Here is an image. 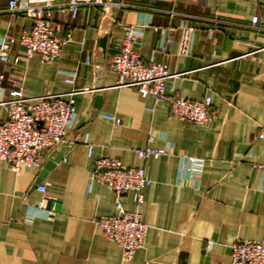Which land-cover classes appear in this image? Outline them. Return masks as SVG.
I'll use <instances>...</instances> for the list:
<instances>
[{
	"label": "crops",
	"instance_id": "0c3cea01",
	"mask_svg": "<svg viewBox=\"0 0 264 264\" xmlns=\"http://www.w3.org/2000/svg\"><path fill=\"white\" fill-rule=\"evenodd\" d=\"M111 1L105 0L109 10L81 7L75 20L55 13L54 20L72 30L57 62L28 58L19 42L0 60V100L2 90L9 97L19 88L29 99L90 90L75 97L79 118L55 151L66 148L65 157L40 184H47L45 194L35 186L52 152L42 157L39 170L15 174L0 164V264H231L234 242L264 240V179L254 167L264 162V0H123L116 12ZM9 2L0 0V37H18L30 22L23 13H11ZM149 18L152 26L138 33L135 52L145 61L166 62L174 75L166 84L168 99L157 103L135 88L119 87L108 66L124 26ZM182 21L192 31L188 56L177 55ZM162 29L175 41L167 53L159 51ZM109 32L104 54L100 40ZM62 71L77 74L75 85ZM178 96H211V124L195 126L171 116L169 99ZM7 118L0 105V121ZM152 133L164 135L153 146L169 153L143 160L137 150L147 147ZM100 156L145 168L153 181L141 208L146 245L131 262L99 225L103 216L135 210L131 193L118 197L92 182ZM183 156L206 162L198 189L178 178ZM40 203L49 217L31 219L29 207ZM209 241L215 242L210 251Z\"/></svg>",
	"mask_w": 264,
	"mask_h": 264
},
{
	"label": "built area",
	"instance_id": "2783aa9c",
	"mask_svg": "<svg viewBox=\"0 0 264 264\" xmlns=\"http://www.w3.org/2000/svg\"><path fill=\"white\" fill-rule=\"evenodd\" d=\"M110 5L105 0H10L9 11L13 14L23 13L30 22L23 27L18 37H0V60L5 61L7 51L19 42L28 58L39 56L45 64L55 63L62 58L65 46L72 40L71 26L66 25L64 28V24L55 21V13L68 15L75 20L83 6H103L109 10ZM252 21L256 24L258 17ZM151 26L150 18L139 24L124 26L118 50L108 66L117 74L119 87L135 88L142 97L151 96L157 103L168 99L166 84L174 75L166 62L145 61L135 52V45L139 43L138 33ZM179 29L184 32V38L178 45L177 55L188 56L192 49V31L183 21ZM168 33L167 29L161 30L159 51L162 53H167L175 45ZM60 75L68 84L75 85L76 73L62 71ZM3 81L4 77L0 75V85ZM86 92L90 90H73L66 95L47 94L29 99L25 97L23 88L10 92L9 97L2 90L0 105L7 110L8 118L0 121V164L6 163L15 174H20L23 168L41 169L42 157L59 150L67 140L69 130L75 127L79 118L75 97ZM169 101L171 116L192 125L209 126L215 117L211 96H205L201 101L178 96ZM107 118L116 126L121 124L120 118L116 116ZM260 137L264 138V133ZM161 138H164L163 134H150L147 147L137 150L138 157L149 160L153 156L168 154L167 149L153 146ZM83 142L88 157L92 158L94 146L88 135ZM94 163L92 182L107 186L118 197L132 194L134 211L121 210L118 214L99 219L104 236L120 246L125 262H131L146 245L148 226L143 221L141 208L145 202L144 191L153 185V181L145 168L126 166L119 159L100 156ZM205 163L202 158L181 157L178 178L192 181L194 188L198 189ZM254 167L264 179V162ZM38 190L45 194L47 184L40 185ZM49 215L42 203L28 209L31 219L48 218ZM214 245V241H209L207 250L210 251ZM230 257L231 264H264V240L236 241L230 246Z\"/></svg>",
	"mask_w": 264,
	"mask_h": 264
},
{
	"label": "water",
	"instance_id": "95a60500",
	"mask_svg": "<svg viewBox=\"0 0 264 264\" xmlns=\"http://www.w3.org/2000/svg\"><path fill=\"white\" fill-rule=\"evenodd\" d=\"M123 0H112V4L114 5V9H113V12H116L118 10L117 6L119 4L122 3ZM110 32L105 34L102 39L100 40V47L103 51V53L105 54L108 50V43H109V40H110ZM102 73L103 71L100 70L99 71V75H100V80H101V76H102ZM101 81L98 82V87H101ZM96 100L97 101H100V98L97 96L96 97ZM67 153V149L66 148H63L61 149L60 151L58 152H52L50 155H49V158H48V161L46 162L45 166H44V169L42 170V172L40 173V176H39V179L37 180L36 182V186L37 187L38 185L41 184V182L44 181V179L46 178L48 172H50L59 162H61L63 160V158L65 157Z\"/></svg>",
	"mask_w": 264,
	"mask_h": 264
}]
</instances>
